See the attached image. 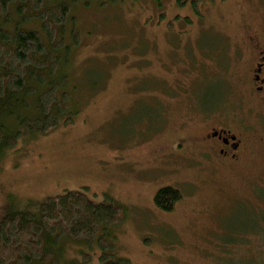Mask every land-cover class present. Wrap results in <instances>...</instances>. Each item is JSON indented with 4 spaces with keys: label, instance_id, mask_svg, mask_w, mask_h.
<instances>
[{
    "label": "rangeland",
    "instance_id": "1",
    "mask_svg": "<svg viewBox=\"0 0 264 264\" xmlns=\"http://www.w3.org/2000/svg\"><path fill=\"white\" fill-rule=\"evenodd\" d=\"M70 3L67 30L76 27L77 39L67 37L62 70L77 113L47 134L25 131L0 149V221L14 210L38 214L47 196L82 190L95 202L123 205L127 217L109 229L107 262L100 248L66 239L63 264H80L85 253L92 264L121 257L135 264H264V130L229 168L190 165L172 153L175 143L193 142L214 124L226 121L242 133L250 104L242 49L231 44L225 54L219 46L229 35L234 40L245 15L259 20V1L203 0L201 16L191 0ZM211 97L216 106L201 104ZM176 158L183 160L177 172ZM166 185L183 195L168 212L154 201ZM233 238L242 245L224 242Z\"/></svg>",
    "mask_w": 264,
    "mask_h": 264
},
{
    "label": "trees",
    "instance_id": "2",
    "mask_svg": "<svg viewBox=\"0 0 264 264\" xmlns=\"http://www.w3.org/2000/svg\"><path fill=\"white\" fill-rule=\"evenodd\" d=\"M177 1L180 6L187 5V0ZM202 1L191 0L198 16L202 14ZM70 2L0 0V149L14 146L25 131L47 134L62 122L73 120L77 113L67 89L70 79L62 70L71 47L67 37L77 39L76 27L67 30L73 19ZM191 22V18L185 21L187 25ZM34 23H39L42 30L27 26ZM225 41L219 48L226 54L229 44ZM206 55L208 62L213 60L210 53ZM215 94L213 91L210 95ZM217 98L201 100V104L207 100L211 108L216 106ZM181 198L179 189L164 186L154 201L169 211ZM126 217L123 205L95 202L82 190L47 196L39 204L38 214L14 210L4 215L0 221V264H63L61 251L66 239L90 249L100 248V260L107 262L113 249L109 229L123 224ZM92 262L93 256L85 253L80 264ZM108 264L135 263L121 257Z\"/></svg>",
    "mask_w": 264,
    "mask_h": 264
},
{
    "label": "flooded vegetation",
    "instance_id": "3",
    "mask_svg": "<svg viewBox=\"0 0 264 264\" xmlns=\"http://www.w3.org/2000/svg\"><path fill=\"white\" fill-rule=\"evenodd\" d=\"M258 1L259 20L257 21L256 17L252 15H245L246 18H244L242 23L238 22L234 26L236 28L235 35L237 36L234 40L230 36V42L228 41L229 48L231 44H234L242 49L240 59L244 63L242 80L244 82V96L250 101L247 109L245 108L244 112H242V117L240 116L242 133L237 132L235 128L225 121L212 125L202 137L196 136L193 142L187 144L175 143L172 153L186 156L190 165L199 163L202 165L209 164L215 168L218 166L229 168L246 155V142L254 133H259V127L264 130V0ZM249 9H252L250 5L247 6V10ZM231 26L233 27V22ZM184 145L186 146V151L183 150ZM182 161L180 158H176V165L173 167L175 172L179 170L177 165H180ZM180 193L182 195L181 191ZM177 203L178 201L174 204L172 210ZM157 207L165 210L159 206ZM239 239L243 238L224 239V242L231 246L233 244L242 245V243L237 241ZM228 244L226 245L229 246ZM223 245L224 243L219 244V248ZM230 251L231 249L229 248L224 254L231 255Z\"/></svg>",
    "mask_w": 264,
    "mask_h": 264
}]
</instances>
